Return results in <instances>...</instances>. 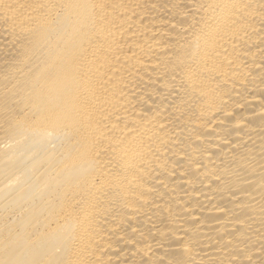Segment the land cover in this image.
<instances>
[{"label":"bare ground","instance_id":"bare-ground-1","mask_svg":"<svg viewBox=\"0 0 264 264\" xmlns=\"http://www.w3.org/2000/svg\"><path fill=\"white\" fill-rule=\"evenodd\" d=\"M0 264H264V0H0Z\"/></svg>","mask_w":264,"mask_h":264}]
</instances>
